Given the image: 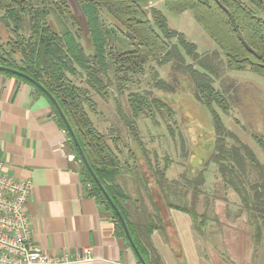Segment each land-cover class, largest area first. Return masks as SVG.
I'll return each mask as SVG.
<instances>
[{"label":"trees","instance_id":"trees-1","mask_svg":"<svg viewBox=\"0 0 264 264\" xmlns=\"http://www.w3.org/2000/svg\"><path fill=\"white\" fill-rule=\"evenodd\" d=\"M162 2L169 11H190L217 49L198 52L184 33L169 26L159 8L146 7V0H0V18L11 32L5 41L0 38V72L29 83L48 98L57 124L67 133L84 181L90 184L89 193L112 210L143 264L160 261L150 235L168 224L169 208L189 213L193 223L197 212L169 200L175 195L174 188L158 169L151 173L156 184L146 187L149 206L136 201L129 204L128 194L117 181L129 165L120 160L116 139H112L114 146L108 135L95 127L88 111H96L93 93L107 97L113 85L121 94L130 79L142 75L151 62L157 66L171 62L174 71L192 82L195 99L212 116L215 140L210 160L224 184L233 188L250 212L260 219L264 212V162L226 128L215 108L228 112L230 86H214L226 69H247L264 76V0ZM103 12L116 22L113 28L105 23ZM116 31L129 41V49L110 48L108 37L117 35ZM82 39L89 45L88 51ZM178 83L177 77L171 82L159 78L153 86L172 92ZM149 101L139 93H130L129 114L117 104L123 133L137 141V118ZM256 140L264 150V139ZM185 181L196 188L203 183V175ZM259 231L258 224L257 235Z\"/></svg>","mask_w":264,"mask_h":264},{"label":"rangeland","instance_id":"rangeland-1","mask_svg":"<svg viewBox=\"0 0 264 264\" xmlns=\"http://www.w3.org/2000/svg\"><path fill=\"white\" fill-rule=\"evenodd\" d=\"M145 6L159 8L171 28L182 31L188 40L199 43L197 50L201 53L206 52L201 47L204 43H214L190 11H169L162 0H146ZM102 16L105 23L113 28L116 22L104 12ZM116 32L121 38L120 32ZM10 36V30L0 18L1 40L5 41ZM115 38L113 33L108 37L112 50L119 48ZM82 43L88 51L89 45L84 39ZM185 59L190 62L187 56ZM231 71L240 77L239 81L230 76L233 74ZM222 75L223 78L214 80V86H223V89L230 86L227 94L229 110L223 113L219 107L215 108L226 128L248 144L258 159L264 162V150L256 140V137L264 139V76L247 69H226ZM174 77L179 83L172 92L153 86L159 78L171 82ZM130 93H139L150 100L137 118L138 141L123 133L117 110V104H120L124 113L129 114ZM92 98L96 111L88 113L93 124L111 140L116 139V146L113 140L111 143L118 150L120 160L129 165V169L124 168L117 179L129 196L127 202L136 201L149 206L146 187L152 188L156 184L151 173L156 169L162 170L175 191L169 200L197 212L193 228L199 234L202 251L209 254L216 264L253 262L259 215L250 212L233 188L224 184L210 160L215 140L212 116L195 99L193 84L187 76L174 71L171 62L161 66L151 62L142 75L130 79L121 94L112 85L108 88L107 97L93 93ZM153 99L160 104H155ZM199 173L203 175V183L196 188L188 186L185 180L193 179ZM164 190L165 186H162Z\"/></svg>","mask_w":264,"mask_h":264},{"label":"crops","instance_id":"crops-1","mask_svg":"<svg viewBox=\"0 0 264 264\" xmlns=\"http://www.w3.org/2000/svg\"><path fill=\"white\" fill-rule=\"evenodd\" d=\"M115 36L118 50L131 47L124 36ZM201 47L211 51L217 44L208 41ZM230 76L240 79L235 73ZM73 155L48 98L0 72V159L6 173L33 183L26 203L33 241L53 257H69L66 264H142L112 210L89 193ZM167 220L162 230L150 235L160 257L156 264H216L202 251L189 213L169 208ZM259 225L250 264H264V212ZM87 247L90 260H77Z\"/></svg>","mask_w":264,"mask_h":264},{"label":"built area","instance_id":"built-area-1","mask_svg":"<svg viewBox=\"0 0 264 264\" xmlns=\"http://www.w3.org/2000/svg\"><path fill=\"white\" fill-rule=\"evenodd\" d=\"M32 187L31 179H16L6 173L0 159V264H66L69 257H53L32 239L31 217L26 209ZM89 254L87 247L77 260H90Z\"/></svg>","mask_w":264,"mask_h":264},{"label":"water","instance_id":"water-1","mask_svg":"<svg viewBox=\"0 0 264 264\" xmlns=\"http://www.w3.org/2000/svg\"><path fill=\"white\" fill-rule=\"evenodd\" d=\"M143 264V263H142Z\"/></svg>","mask_w":264,"mask_h":264}]
</instances>
